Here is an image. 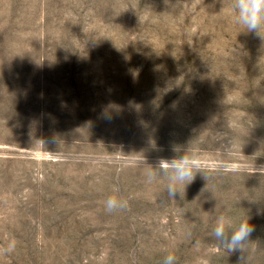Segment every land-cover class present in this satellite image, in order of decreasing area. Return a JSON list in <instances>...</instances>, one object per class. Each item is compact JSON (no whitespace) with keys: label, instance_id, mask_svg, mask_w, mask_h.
I'll return each instance as SVG.
<instances>
[{"label":"rangeland","instance_id":"rangeland-1","mask_svg":"<svg viewBox=\"0 0 264 264\" xmlns=\"http://www.w3.org/2000/svg\"><path fill=\"white\" fill-rule=\"evenodd\" d=\"M232 5L0 0V264H264V38Z\"/></svg>","mask_w":264,"mask_h":264},{"label":"clouds","instance_id":"clouds-1","mask_svg":"<svg viewBox=\"0 0 264 264\" xmlns=\"http://www.w3.org/2000/svg\"><path fill=\"white\" fill-rule=\"evenodd\" d=\"M233 11L236 14L237 22L248 32H255L261 38H264V0H233ZM159 168L169 175L170 184L168 195L172 197L176 193L175 184L190 183L194 179L193 166L185 159H173L171 161L161 160ZM254 173L264 174V165L257 168L253 165ZM118 189L114 188V192ZM126 202L118 200L115 196L109 197L106 201V209L111 212L113 210L124 207ZM254 231L253 225L249 220H242L239 224H235L231 218L221 216L218 218L213 229L212 236L218 242V245L227 253L244 250L249 243V237ZM14 242L9 244L6 251L14 250ZM175 257L169 254L164 264H174Z\"/></svg>","mask_w":264,"mask_h":264}]
</instances>
